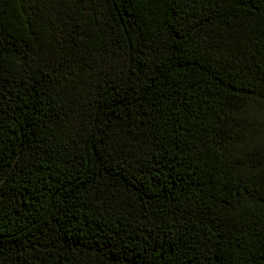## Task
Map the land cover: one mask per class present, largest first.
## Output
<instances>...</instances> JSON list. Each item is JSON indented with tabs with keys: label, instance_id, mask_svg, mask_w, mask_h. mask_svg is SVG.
<instances>
[{
	"label": "trees",
	"instance_id": "1",
	"mask_svg": "<svg viewBox=\"0 0 264 264\" xmlns=\"http://www.w3.org/2000/svg\"><path fill=\"white\" fill-rule=\"evenodd\" d=\"M0 264H264V0H0Z\"/></svg>",
	"mask_w": 264,
	"mask_h": 264
}]
</instances>
